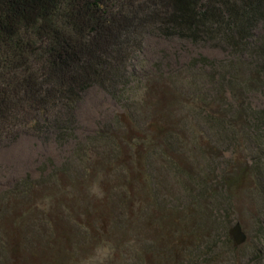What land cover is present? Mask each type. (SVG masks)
I'll use <instances>...</instances> for the list:
<instances>
[{"label": "trees", "instance_id": "trees-1", "mask_svg": "<svg viewBox=\"0 0 264 264\" xmlns=\"http://www.w3.org/2000/svg\"><path fill=\"white\" fill-rule=\"evenodd\" d=\"M148 35L210 44L231 57L214 70L204 66L215 62L202 57L176 76L152 74L148 85L154 101L147 116L152 120L137 123L138 116L148 110L135 111L128 105L117 118L121 126L115 133L98 131L47 176L27 177L1 193L0 264H30L34 256L40 259L59 251L62 236L70 243L81 238L77 221L86 218L88 223L93 214L83 206V217H78L71 190L87 185L90 178L104 184L106 165L119 171L116 186L101 197L106 196L109 204L98 210L102 231L108 234L109 223L120 217L122 207L129 205L138 190L146 193L149 203L155 202L152 182L164 178L169 186L172 170L177 182L199 184L203 180L204 188L207 182L214 185L213 180L200 179L199 165L186 159L187 133H205L203 140L209 144L226 136L240 144H253V133L258 130L264 138V106L252 108L247 100L249 92L264 89V0H0V144L24 134L53 137L59 143L72 138L76 111L86 91L99 86L122 97L132 83L130 64ZM199 63L202 67H196ZM204 82L214 84L216 95H210V89L204 91ZM226 104L232 107L227 114L223 112ZM182 107H188L187 118L175 114ZM202 112L206 130L197 121ZM98 139L106 141L107 149L92 157ZM201 151L207 150L203 146ZM132 155L137 168H131ZM75 158L84 166H75ZM101 163L104 170L98 168ZM154 167L163 177H157ZM138 168L140 172L135 171ZM224 183L231 190L234 180ZM185 188L192 192V185ZM173 214L166 213L159 227L164 222L163 229L173 230L169 221ZM199 219L197 212L191 222ZM184 221L189 224L188 218ZM179 229L180 245L190 233L195 239L197 229L204 231L201 225L186 231L185 223ZM148 231L152 234V228ZM167 238L166 251L183 258L185 250L174 247V235ZM226 240L233 250L241 246L235 245L229 231ZM142 251L152 263V245Z\"/></svg>", "mask_w": 264, "mask_h": 264}, {"label": "rangeland", "instance_id": "rangeland-1", "mask_svg": "<svg viewBox=\"0 0 264 264\" xmlns=\"http://www.w3.org/2000/svg\"><path fill=\"white\" fill-rule=\"evenodd\" d=\"M202 57L215 62L212 66L211 63L204 66L205 69L214 70L219 62L228 61L231 56L227 51L210 44L177 38L167 39L157 35L146 36L142 51L129 67L131 86L122 97L114 96L99 86L88 89L76 111L75 135L72 138L59 143L53 137L40 138L24 134L10 143L0 144V194L27 177L38 179L47 176L54 167L68 161L78 145L95 137L98 131L103 129L105 132L115 133L121 126L117 124V118L128 105L133 107L131 110H148V113L138 116L140 119L137 118V123L143 125L146 123L144 120H152V117H147L152 110V100L154 101L152 90L149 88L150 83L152 84V74L176 76L187 70L194 59ZM196 67H202L201 63ZM220 72L216 73L215 78ZM214 87L210 82L203 84L204 91L208 92L210 89L208 93L212 96L216 95ZM247 100L252 108H263L264 89L249 92ZM228 101L231 102V96ZM227 106L229 105L223 107L226 114L232 110V107ZM175 114L187 118L188 107L176 109ZM198 116L201 121H197L202 125L201 128L208 129L205 128V113L202 112ZM204 134H186V159L193 165H199L200 179L204 177L207 181L213 180L214 185L205 182L207 187L204 188L203 180L200 179L199 184L189 180L185 184L177 182L178 176L175 170H172L169 173L168 186L164 178L158 179L163 176L158 171L160 169L154 167L158 180L152 182L150 191L155 202L149 203L146 193L138 190L137 196L128 202L129 205L122 207L120 217L116 218L114 223H109L111 231L105 234L102 231V215L98 210H103V204H109L106 196L103 199L101 197L103 192L116 186V174L119 171L116 172L111 164L106 165L104 170V164L101 163L98 168L104 170L102 176L105 180L101 179L104 184L90 178L87 185H79L77 191L72 189V194L70 193L74 194L72 204L73 201L78 203L73 205V208L76 206L78 217L82 219L87 207L88 212L93 214L88 223L94 226L89 225L86 218L77 221L82 231L81 238H73L70 243L60 236L59 251L55 249L40 259H35L34 256L30 264H264L263 133L261 130L254 132V142L249 145L240 144L235 138L232 140L227 136L219 137L215 144H209L203 140ZM203 146L207 151H201ZM94 147L97 153L92 149V157H97L98 152L107 149V143L98 139ZM197 157L200 163H196ZM73 160H77L73 163L75 166L80 163L84 166L85 162H80L77 158ZM156 160L158 163L157 157ZM136 165L137 159L134 157L131 168H137ZM122 170L128 172L123 167ZM135 171L140 172V168ZM230 178L234 180L231 190L224 183L225 179ZM185 185H192V192H189ZM141 207H144L143 212L146 214L140 210ZM197 212L200 219L191 222ZM166 213H174L172 218H169L173 230L163 229L164 222L161 223V228L159 227V222L167 218ZM183 218H188L189 224ZM236 221L241 223L247 239L233 250L226 242V232L228 233ZM184 223L186 231L194 230L199 225L204 231L197 229L198 236L195 239L190 233L187 242L180 245L177 242L180 240L179 226ZM148 227L152 228V234ZM168 235H174V247L179 252L185 250L183 258L175 251H166L165 241L168 240ZM151 245L152 263L142 251ZM155 252H158L159 256Z\"/></svg>", "mask_w": 264, "mask_h": 264}, {"label": "water", "instance_id": "water-1", "mask_svg": "<svg viewBox=\"0 0 264 264\" xmlns=\"http://www.w3.org/2000/svg\"><path fill=\"white\" fill-rule=\"evenodd\" d=\"M229 234L232 236L235 245H241L247 239V234L239 221H236L229 229Z\"/></svg>", "mask_w": 264, "mask_h": 264}]
</instances>
